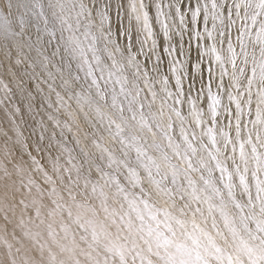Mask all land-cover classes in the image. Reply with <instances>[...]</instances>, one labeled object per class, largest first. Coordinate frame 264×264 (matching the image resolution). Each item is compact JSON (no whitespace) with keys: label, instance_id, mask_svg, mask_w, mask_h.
<instances>
[{"label":"clouds","instance_id":"9594fccd","mask_svg":"<svg viewBox=\"0 0 264 264\" xmlns=\"http://www.w3.org/2000/svg\"><path fill=\"white\" fill-rule=\"evenodd\" d=\"M0 264H264V0H0Z\"/></svg>","mask_w":264,"mask_h":264}]
</instances>
